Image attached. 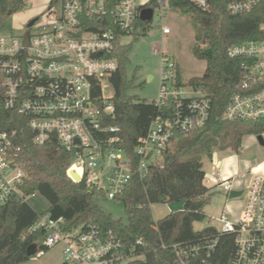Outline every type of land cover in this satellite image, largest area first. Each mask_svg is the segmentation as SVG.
Listing matches in <instances>:
<instances>
[{
    "label": "built area",
    "instance_id": "obj_1",
    "mask_svg": "<svg viewBox=\"0 0 264 264\" xmlns=\"http://www.w3.org/2000/svg\"><path fill=\"white\" fill-rule=\"evenodd\" d=\"M184 1L198 9L210 8V0ZM260 1L225 0V6L234 14L247 13ZM167 6L172 7L169 0H50L46 10L32 18L31 25L28 22L32 19L28 20L20 33L0 31V103L25 117L34 143L55 141L71 153L66 174L72 181H84L110 199L123 192L133 173L141 176L148 162L160 159L176 133L201 128L210 116L209 98L190 85L195 95L186 92L175 56L161 49V86L158 99L152 100L161 111L135 145L136 163L118 146L117 128L108 124L114 112V90L110 95L104 91L117 68L114 45L125 35L143 32L144 27L148 30L155 14L161 38L171 34L164 23ZM144 8L152 9L148 22L139 16ZM227 53L243 59L244 74L222 118L264 117V39L232 44ZM260 134L264 139V132ZM71 170L78 174V180L70 175ZM248 172L249 168L241 171V177ZM24 178L25 172L12 156L11 138L0 129V206L21 196ZM204 182L210 190L227 194L237 190L243 196L237 221L224 212L211 218L221 223L215 226L218 234H233L235 252L227 264H264V176L255 174L248 183L240 182L243 189L219 174L205 173ZM60 220L42 213L31 229L45 230L44 246L62 245L65 264H130L144 258V254L133 255L131 248V253H126L111 233L103 236L94 226L66 232ZM216 244L217 237L204 242L207 257ZM170 248L174 264H207L204 259L196 260L200 244L174 243ZM42 254L43 249L35 253Z\"/></svg>",
    "mask_w": 264,
    "mask_h": 264
},
{
    "label": "trees",
    "instance_id": "obj_2",
    "mask_svg": "<svg viewBox=\"0 0 264 264\" xmlns=\"http://www.w3.org/2000/svg\"><path fill=\"white\" fill-rule=\"evenodd\" d=\"M169 1L174 9L191 13L197 24L192 51L197 58L205 59L206 67L201 76L191 77L186 84L180 79V83L190 85L209 98L208 121L201 128L176 133L160 159L148 162L141 176L132 174L123 192L115 198L123 202L126 213V221H123L96 202V197L104 195L100 189L89 188L84 181L74 182L67 176L70 152L55 141L34 143L25 117L5 109L0 103V129L11 138L12 156L25 172L20 185L21 196H14L0 206V264L27 261L31 257L27 255L30 244L36 245V251L43 249L44 253L51 248L42 244L43 228L31 229L42 213L54 220L61 218L60 227L66 232L94 226L103 236L113 234L126 253L144 254L143 259L131 260L130 264H174L170 248L174 243L200 244L202 248L196 260L204 259L207 264H227L232 260L233 234H218L214 225L200 230L193 226L206 217L203 209L213 195L204 182L201 156L211 157L217 148L238 151L244 135L264 132V117L231 121L222 118L224 107L244 74L243 59L230 57L227 49L235 43L264 39V0L250 12L238 14L226 9L225 0H210L208 10L198 9L184 0ZM23 5L24 0H0V31L5 29L7 17ZM146 30L144 27L143 32L133 38ZM131 45L119 40L114 45L117 68L109 76L114 90V112L108 124L117 128L118 146L136 163L139 157L135 154V145L161 108L153 101H138L130 94L134 82L126 75L125 68ZM206 48L210 49V56L203 54ZM34 194H40L47 201L44 212L36 211L26 201ZM171 202H180L181 206L161 219H152V204ZM215 237L216 247L207 257L204 242ZM162 244L165 247H161Z\"/></svg>",
    "mask_w": 264,
    "mask_h": 264
},
{
    "label": "rangeland",
    "instance_id": "obj_3",
    "mask_svg": "<svg viewBox=\"0 0 264 264\" xmlns=\"http://www.w3.org/2000/svg\"><path fill=\"white\" fill-rule=\"evenodd\" d=\"M49 1L24 0V5L7 17L4 31L16 34L20 33L28 20L38 17L46 10ZM165 11L166 18L164 23L171 28V34L161 38L159 25L156 24L157 15L155 14L153 22L148 26V30L144 34H140L136 39L133 38V35H125L121 38L124 44L132 43L129 61L125 70L128 78L133 79L134 82L130 94L138 101L150 102L157 100L159 97L162 80L161 49L175 56L182 73L181 80L185 84L191 77L201 76L206 67L205 59L197 58L192 51L197 28L194 16L191 13L183 14L169 6L165 7ZM185 90L189 95H195V92L188 85ZM104 93L106 95L113 93V88L110 84L105 83ZM260 135L262 136V134ZM256 136L257 134L244 135L241 140V151L239 147L238 151L230 148H217L214 152L216 151L220 160L224 156L236 153L240 158L241 168L244 170L243 162L245 161H264V144L259 143ZM185 140L187 142V139ZM201 162L206 174H210L212 170H216V168H221L222 166L221 163L213 166L211 157L207 155L201 156ZM242 179L241 175L236 176L234 185L236 187L240 186L237 187L238 189L244 188V186L239 184ZM211 191H213L211 200L203 209L206 217L202 221L194 222L193 226L195 230L203 229L208 225L219 227L221 223L211 218H217L223 212L234 222L237 221L241 214L243 196L230 198L223 191ZM95 199L114 218L126 221V213L122 201L110 199L105 195L98 196ZM26 201L38 212H42L48 207L47 201L40 194H34L28 197ZM180 206V202L152 204L151 217L156 221L168 214L170 210H176ZM62 256V245L56 244L44 254L40 256L32 255L27 261L18 264H61L63 262Z\"/></svg>",
    "mask_w": 264,
    "mask_h": 264
},
{
    "label": "crops",
    "instance_id": "obj_4",
    "mask_svg": "<svg viewBox=\"0 0 264 264\" xmlns=\"http://www.w3.org/2000/svg\"><path fill=\"white\" fill-rule=\"evenodd\" d=\"M239 150L241 151L242 147H240ZM211 162H212L213 166L219 165L220 163L222 164V166H221V168H216V170H212V172L210 174H207V175L208 176H212V175L216 176L217 174H219L222 177L232 179L233 184L236 180V176L241 175L240 174L241 170H243L241 168L242 165L240 162V158L238 157V155L236 153L224 156L220 160V159H218L217 153L215 151L211 155ZM243 164H244L243 165L244 169L249 168V173H246V175L243 177V179L240 182L248 183L255 174H260V175L264 176V161H260V162L245 161V162H243Z\"/></svg>",
    "mask_w": 264,
    "mask_h": 264
},
{
    "label": "water",
    "instance_id": "obj_5",
    "mask_svg": "<svg viewBox=\"0 0 264 264\" xmlns=\"http://www.w3.org/2000/svg\"><path fill=\"white\" fill-rule=\"evenodd\" d=\"M139 16H140V19L141 20H143L144 22H148L150 20L151 16H152V9L151 8H144V9H142ZM33 21H34V19L30 20L28 22V25H31L33 23ZM203 54L205 56H210V54H211L210 49L209 48L204 49L203 50ZM53 139L54 140L56 139V135L55 134H53ZM256 139H257V141L259 143L264 144V139H263V137L260 134H258L256 136ZM69 173H70V175L75 180H78L79 179V176H78V174L76 172H74V171L71 170V171H69ZM240 194H241L240 191L231 190L228 195H229L230 198H233V197L239 196ZM35 253H36V245L35 244H30L28 246V248H27V255L28 256H32Z\"/></svg>",
    "mask_w": 264,
    "mask_h": 264
}]
</instances>
